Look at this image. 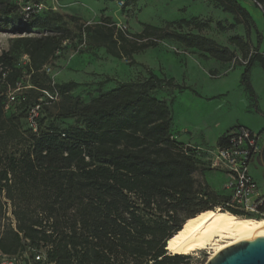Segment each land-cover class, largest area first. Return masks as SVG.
Listing matches in <instances>:
<instances>
[{
	"label": "trees",
	"instance_id": "trees-1",
	"mask_svg": "<svg viewBox=\"0 0 264 264\" xmlns=\"http://www.w3.org/2000/svg\"><path fill=\"white\" fill-rule=\"evenodd\" d=\"M213 1L237 16L236 23L239 18L252 23L237 0ZM16 14L18 25L10 19ZM43 23L37 16L24 23L13 0H0V33H30ZM183 27L198 33L184 32ZM203 28L207 24L180 20L164 28L147 25L129 39L109 18H102L84 31L87 39L91 34L111 55L130 63L132 53L164 40L205 59L238 61L230 49L201 36ZM81 33L82 26L75 38L65 25H56L37 36L16 37L0 53V255L10 258L23 251V264H183L185 256L167 254L168 241L182 229L183 220L216 209L227 197L195 187L192 175L200 167L205 170L203 157L191 149L183 151L185 145L171 138L170 105L153 93L173 87L172 80L149 73L85 103L69 95L76 83H55L58 112L49 114L52 121L36 132L23 130L12 105L5 109L17 85L26 89L14 95L19 109L41 106L42 92L53 91L43 66L63 49V41L79 42ZM261 41L257 35L249 55L241 38L229 40L245 61L239 64L240 84L252 99L247 75L255 60L264 62L258 53ZM21 55L28 64L19 63ZM65 119L75 125L59 127L56 121ZM225 141L226 135L220 146Z\"/></svg>",
	"mask_w": 264,
	"mask_h": 264
},
{
	"label": "rangeland",
	"instance_id": "rangeland-1",
	"mask_svg": "<svg viewBox=\"0 0 264 264\" xmlns=\"http://www.w3.org/2000/svg\"><path fill=\"white\" fill-rule=\"evenodd\" d=\"M237 1L247 11L252 23H246L241 18H239L240 22L236 23L237 16L223 12L213 0H58V12L54 14H43L37 16L38 18H41V20H44L43 26L32 29L30 33H27V31L22 34L0 33V53L3 50H7L10 42L16 37L23 35L37 36L41 33H44L46 30L53 29L56 25H65L71 31V35L76 38L79 26H82L84 23H89L91 25L96 24L100 19L105 17L110 18L112 23L125 27L131 34H137V32H139L145 25L164 28L167 23L178 22L180 20H196L201 24H207V28H203L201 31H199L201 36L212 39L221 46H227L235 53V56L239 62H229L227 65L228 71H231L237 66L243 67L239 64H242L244 61L238 48L230 44L229 40L232 37L237 36L246 42L248 44V54L250 55L254 51L255 45L257 43V35H259L261 36L262 41L259 45L258 53L264 51V0ZM56 16L61 18L59 22L54 20V17ZM10 19L14 20L15 25H18V14L11 15ZM182 30L184 32H190L193 34L198 33V31L192 27H183ZM78 45L77 39H74L73 44H67L65 47H62L63 49L59 50L55 54L54 58L50 60L49 64L51 67V72L48 74V76L51 82L58 84L56 77L53 75L56 70L53 69H62L61 66L63 63L71 60L73 57L79 56L81 52L86 50L87 43L82 49L77 51ZM158 49L159 51L172 56H186L191 54L197 56L198 54V52L193 50L182 49L177 43L171 40H164L160 42ZM90 54L95 58H98L96 50ZM19 63L21 65L26 64L24 55L20 56ZM111 66H113L112 63ZM122 66H130L132 70H138L137 72L133 71L130 75L126 76L124 79L125 81L130 79H141L142 75H140L139 72L144 71L131 65L130 60L120 59L116 61V68H120ZM197 68L199 67L197 66ZM172 72L174 73V71ZM114 79L115 77H111L110 79L108 78L109 81H104L103 77L101 81L97 83H93V81H82V83H79L77 87L69 92V95L75 99L81 100L84 103L89 102L99 95L105 93L110 88V83L114 82ZM232 79L233 77H230L226 81L228 84L227 86L230 89V94L228 96H216L211 100L206 101L205 104H210L211 108H220V110L216 111L211 117H209L208 114L207 118H205L206 113L202 107L204 104L203 102L206 100V96L204 95L219 93L218 91L222 89L221 87L204 86L201 88L200 86L196 85L195 88L190 87L183 90L182 92L175 91L174 95L176 98H172V95L167 94L168 91H164L162 89L157 90L153 94L155 97L160 98L162 96V98H166L167 100L169 99L171 101L169 105L172 116L174 115L175 118L176 123L174 126L176 128L179 127L180 123L184 121L186 124L188 121H191L193 125H196L201 129H205L206 123L208 124L210 122L211 125H213L218 117L224 126L232 122L234 117H237L238 123L252 126L254 128L260 126V116L255 114L253 111L252 113H243V108L246 103L249 102V99L243 94L242 91L237 89V85L233 86L234 83H232ZM213 80L219 82L221 79ZM215 84H217V86L220 85V83ZM19 86V91L14 92V95L16 96L25 92L26 90H24L21 85ZM227 86L224 85V88ZM183 92H186L188 96L193 98H200V96H197V93L199 92V95L202 97L198 100L200 102L199 105L196 103L198 101L190 102L187 96H184L185 93L182 94ZM186 101L187 103L185 105ZM39 102H41V106L36 119L35 131L30 129L28 124V116L30 111L29 105L19 109L17 102L12 104V112H15L16 116H18L23 130H32L33 132H36L48 121H52L53 118L48 117L49 114H51V116H55L57 114L60 106L59 98L56 101L50 102L47 100V97L43 95V97L39 99ZM190 107L193 109L190 110ZM227 109L230 110L227 111ZM190 112L193 113L190 114ZM56 123L61 128L75 125L74 121L70 119L57 120ZM176 128H174V130ZM187 131V136L196 135V133H194L196 129L191 126L189 129H187ZM253 175L257 180L258 185H260L261 189L264 191L263 167H253ZM188 220L186 218L181 224H186ZM166 252L169 254L168 251ZM212 253L213 250L209 249L208 251H197L191 255H183L186 257V260L183 264H205ZM24 256L25 253L23 251L10 258H5L0 255V264H23L22 260Z\"/></svg>",
	"mask_w": 264,
	"mask_h": 264
},
{
	"label": "crops",
	"instance_id": "crops-1",
	"mask_svg": "<svg viewBox=\"0 0 264 264\" xmlns=\"http://www.w3.org/2000/svg\"><path fill=\"white\" fill-rule=\"evenodd\" d=\"M144 27H142V29L139 32H137V34L142 33ZM90 35H88L87 47L85 51L81 52L79 56L73 57L71 60L63 63L61 66L62 69H53L56 70V72H54L53 75L56 77L58 84L73 82L78 85L79 83H82V81L84 82L93 81V83H97L101 81L103 77H104V81H109L108 78L110 79L111 77H115L114 82L110 83V88L107 90L109 91L114 89L118 85V83L143 80L148 77L149 73H152L153 75L157 76L160 79L173 81L174 84L173 87L161 88L164 91H168L167 94L172 95V98H176V96L174 95L175 91L178 92L183 91V90L180 91L175 86L184 87V88H190V87L195 88L196 85L200 86L201 88L204 86L221 87L222 89L218 91L219 93H213V94L211 93L204 95L206 96L205 97L206 100L205 102H203L204 104L202 107L204 109V112L206 113L205 118H207L208 114L209 117H211L216 111L220 110V108L217 107L211 108L210 104H205L206 101H209L216 96H224V95L228 96L230 94V89L227 86L228 84L226 81L230 77H233L232 79L233 80L232 83H234L233 86L237 85V89L239 91H242L243 94L249 99V102L246 103V105L243 108V113H252L253 111L255 114L260 116L261 119L260 126L254 128L252 126L238 123L237 117H234L232 119V122L224 126L218 117V119L215 120L213 125H211L210 122L208 124L206 123L205 129H201L196 125H193L191 121L190 122L188 121L187 124L184 121L180 123L179 127L176 128L174 126L176 122L173 115L171 122V134L175 138V141L179 144L213 149L216 146H220L219 144L220 138L225 136L230 130H232L236 126H241L255 133H258L260 136L262 151L260 155L255 156L251 159L249 164V173L253 178V180L256 182L260 194L264 195V191L261 189L260 185H258L257 180L254 178L253 175V167L258 166L260 168L263 167L264 169V62L263 61L259 59L255 60L252 63L247 75V79L254 92V99L250 98L245 93L243 86L240 84V77L243 72V70L241 69H243V67L237 66L235 69L228 71L227 65L229 64V62H219L211 58L205 59L201 57L200 53H198L197 56H195L194 54L186 55V56L167 55L159 51L158 46L132 53L131 65L135 66L136 68L144 72H139L140 75H142L141 79H136V80L130 79L128 81H125L124 79L126 78V76L130 75L133 71L136 70H132L130 66L127 67L122 66L120 68H116L115 67L116 61L120 59L114 57L108 52L107 45L105 43L103 44L96 43L92 39L94 36L90 37ZM227 48L230 49L229 47ZM95 50L97 51L98 58H95L93 55L90 54L93 53ZM111 63L113 66H111ZM197 66L199 68H197ZM172 71H174V73ZM213 79H221V80L217 82ZM215 83H220V85L217 86V84ZM224 85L227 87L224 88ZM182 94H184V96H187L190 102L198 101L199 99L202 98L201 95H199L200 94L199 92L197 93L198 95L196 93L195 94L197 96H200V98L197 97L193 98L191 96H188L186 92H183ZM156 98L159 100H164L167 104L171 102L169 99L167 100L166 98H162V96L160 98L158 97ZM187 101L185 102V105ZM196 103H198L199 105L200 102L198 101ZM192 109L193 108L190 107V110ZM228 110L230 109H227V111ZM192 113L193 112H190V114ZM190 126L196 129V131L194 132L196 133V135L187 136L188 134L187 129H189ZM174 128H176L177 130L175 129L176 130L175 131ZM224 144L225 142L223 143V145ZM201 175L203 178V182L205 184V189L208 188L210 191L214 192L217 195H225V192L222 191V184L225 181V175L223 172L202 170ZM192 177L194 180L195 173L192 175Z\"/></svg>",
	"mask_w": 264,
	"mask_h": 264
},
{
	"label": "built area",
	"instance_id": "built-area-1",
	"mask_svg": "<svg viewBox=\"0 0 264 264\" xmlns=\"http://www.w3.org/2000/svg\"><path fill=\"white\" fill-rule=\"evenodd\" d=\"M58 0H13L17 5L19 15L22 21L28 22L32 17L43 14H54L58 12ZM115 25L125 37L131 39V33L123 26ZM91 26L89 23L82 25V33L79 38L78 48L82 49L87 43L86 32L84 29ZM78 41V40H77ZM146 40L138 41L145 42ZM70 40L62 42L61 47L67 44H72ZM57 53V52H56ZM252 54V53H251ZM264 58V51L261 53ZM26 64L29 63L27 56L24 55ZM126 58H123L125 60ZM50 62V61H49ZM49 62L43 66L42 71L45 74L51 72ZM245 62V61H244ZM242 62V64L244 63ZM55 83L51 82L53 87ZM20 86L10 92L7 96L8 102L5 109L15 102L14 92L19 91ZM43 95L47 97L50 102L58 99L57 89L53 87L52 92L43 91ZM39 102V100H38ZM41 104V102H39ZM40 105L30 107L28 124L29 128L36 129V119L38 117ZM175 139L173 136L171 137ZM186 149L194 150L197 156L203 157V168L209 171H220L225 175V181L222 184V191L225 192L227 199L222 202L219 207L222 210H233L242 213L245 216H250L256 219H264V195L260 194L256 182L249 173V164L253 157L261 154V141L258 133H255L247 128L236 126L226 134V141L224 145L216 146L213 149L200 148L190 145H185L183 151ZM201 167L195 172V185L197 189L204 190L205 184L201 175ZM208 251V250H207ZM210 257V256H209ZM42 255L36 257L40 260Z\"/></svg>",
	"mask_w": 264,
	"mask_h": 264
},
{
	"label": "bare ground",
	"instance_id": "bare-ground-1",
	"mask_svg": "<svg viewBox=\"0 0 264 264\" xmlns=\"http://www.w3.org/2000/svg\"><path fill=\"white\" fill-rule=\"evenodd\" d=\"M258 237H264V219L238 217L216 208L190 218L168 241L166 249L170 255H191L210 249L211 258L234 244Z\"/></svg>",
	"mask_w": 264,
	"mask_h": 264
},
{
	"label": "water",
	"instance_id": "water-1",
	"mask_svg": "<svg viewBox=\"0 0 264 264\" xmlns=\"http://www.w3.org/2000/svg\"><path fill=\"white\" fill-rule=\"evenodd\" d=\"M205 264H264V237L234 244L208 258Z\"/></svg>",
	"mask_w": 264,
	"mask_h": 264
}]
</instances>
